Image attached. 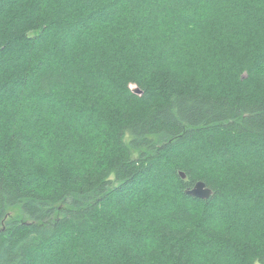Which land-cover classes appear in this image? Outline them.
I'll list each match as a JSON object with an SVG mask.
<instances>
[{"label": "trees", "instance_id": "obj_1", "mask_svg": "<svg viewBox=\"0 0 264 264\" xmlns=\"http://www.w3.org/2000/svg\"><path fill=\"white\" fill-rule=\"evenodd\" d=\"M263 147L264 0H0V264H264Z\"/></svg>", "mask_w": 264, "mask_h": 264}, {"label": "rangeland", "instance_id": "obj_2", "mask_svg": "<svg viewBox=\"0 0 264 264\" xmlns=\"http://www.w3.org/2000/svg\"><path fill=\"white\" fill-rule=\"evenodd\" d=\"M131 87L133 88V89H135L136 88V90H139L138 89V87H136V85L135 84H132L131 85ZM199 151V148H197V147H192L190 150H188V151H186V152H189V153H187V154H189V156H192V155H194L196 152H198ZM251 151V150H250ZM185 152V151H184ZM261 152H263L264 153V147L261 149ZM250 153H253V152H250ZM238 154V156L239 155H242V154H244V153H237ZM241 157V156H240ZM215 157H212V155L211 156H203V158H202V160H201V162L200 163H207V162H212V160L214 159ZM235 204V203H234ZM233 204V205H234ZM15 213H13L12 211H11V213L9 214V215H14ZM48 257V258H45V257ZM49 256H51V259H50V257ZM55 255L53 254V252H48V253H42V256L41 257H39V263L38 264H54L53 263V260H52V258L54 257ZM257 264H259V263H257Z\"/></svg>", "mask_w": 264, "mask_h": 264}, {"label": "water", "instance_id": "obj_3", "mask_svg": "<svg viewBox=\"0 0 264 264\" xmlns=\"http://www.w3.org/2000/svg\"><path fill=\"white\" fill-rule=\"evenodd\" d=\"M181 175L183 178L186 177V175L183 172L181 173ZM187 193L195 197L207 199L213 194V191L210 187L207 186L205 182L199 181L194 185L193 188L188 189Z\"/></svg>", "mask_w": 264, "mask_h": 264}]
</instances>
